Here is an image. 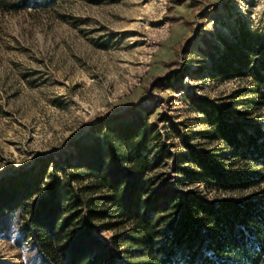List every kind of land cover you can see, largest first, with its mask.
<instances>
[{"label":"rangeland","instance_id":"1","mask_svg":"<svg viewBox=\"0 0 264 264\" xmlns=\"http://www.w3.org/2000/svg\"><path fill=\"white\" fill-rule=\"evenodd\" d=\"M20 1L0 0V186L13 181L21 188L34 179L39 185L29 198L19 192L21 210L12 195L0 197V264L34 263L26 210L47 195L64 157L73 168L84 159V148L102 137L93 126L107 115L145 122L150 137L160 136L151 150L173 154L154 169L156 188L215 204L264 190V183L180 188L174 170L179 157L195 153L220 155L229 176L262 173L264 0H38L27 9L7 7ZM218 120L238 128L234 143L208 139ZM114 264L127 262L117 257Z\"/></svg>","mask_w":264,"mask_h":264},{"label":"trees","instance_id":"2","mask_svg":"<svg viewBox=\"0 0 264 264\" xmlns=\"http://www.w3.org/2000/svg\"><path fill=\"white\" fill-rule=\"evenodd\" d=\"M36 1L7 7L27 9ZM142 122L124 113L101 118L92 129L102 137L84 148V159L73 168L64 157L65 168L51 173L47 195L26 210L25 233L36 253L33 264H114L117 257L127 264H264V190L215 204L166 185L156 188L154 169L174 156L159 146L151 150L160 136L150 137V127ZM214 123L216 135L208 139L227 145L236 141L235 125ZM211 155L177 159L180 188L202 184L233 190L264 183V164L262 173L229 176L221 170L223 158ZM188 163L196 171L187 170ZM33 181L21 188L10 181V193L3 184L0 197L12 195L14 210L24 209L17 195L31 197L39 185Z\"/></svg>","mask_w":264,"mask_h":264},{"label":"clouds","instance_id":"3","mask_svg":"<svg viewBox=\"0 0 264 264\" xmlns=\"http://www.w3.org/2000/svg\"><path fill=\"white\" fill-rule=\"evenodd\" d=\"M24 256H25V259H27L28 256H27V249L26 248L24 249Z\"/></svg>","mask_w":264,"mask_h":264}]
</instances>
